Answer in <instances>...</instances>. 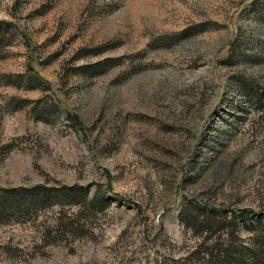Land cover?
Wrapping results in <instances>:
<instances>
[{
	"label": "rangeland",
	"instance_id": "obj_1",
	"mask_svg": "<svg viewBox=\"0 0 264 264\" xmlns=\"http://www.w3.org/2000/svg\"><path fill=\"white\" fill-rule=\"evenodd\" d=\"M37 186L61 193L5 213L0 264L262 246L264 0H0V197Z\"/></svg>",
	"mask_w": 264,
	"mask_h": 264
},
{
	"label": "trees",
	"instance_id": "obj_2",
	"mask_svg": "<svg viewBox=\"0 0 264 264\" xmlns=\"http://www.w3.org/2000/svg\"><path fill=\"white\" fill-rule=\"evenodd\" d=\"M99 65H104V63H99ZM98 65V66H99ZM104 72V71H102ZM100 74V73H97ZM20 193V194H19ZM61 191L47 188L43 186H37L30 189L25 190H16L12 192H4V195L0 197V219L3 220L5 213L8 210H18L20 208L36 209L38 206L42 204H47L46 207H50L55 205L56 203L53 200V196L59 195ZM74 195L72 198L70 195ZM87 190L73 188L70 191L65 190L62 193L63 201L67 202L69 205H77L83 206L86 204H82L80 202L86 203L88 202V207H93L97 203V197L94 195L91 198H88ZM79 195V200H77V196ZM17 199H23V204L16 202ZM51 200H53L51 202ZM262 224H259V227ZM262 233L264 235V226H262ZM261 242H264V238L260 237ZM262 246H258L257 249L254 248H242L239 252L233 254L232 252H226V257L223 258L222 264H262L264 262V243H260ZM248 259L249 262H244L243 260ZM264 264V263H263Z\"/></svg>",
	"mask_w": 264,
	"mask_h": 264
}]
</instances>
